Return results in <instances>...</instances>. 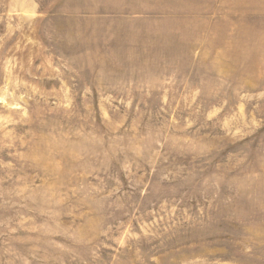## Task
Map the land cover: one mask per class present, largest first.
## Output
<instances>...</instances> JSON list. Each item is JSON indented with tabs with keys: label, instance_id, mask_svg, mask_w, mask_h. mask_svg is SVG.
I'll return each instance as SVG.
<instances>
[{
	"label": "rangeland",
	"instance_id": "1",
	"mask_svg": "<svg viewBox=\"0 0 264 264\" xmlns=\"http://www.w3.org/2000/svg\"><path fill=\"white\" fill-rule=\"evenodd\" d=\"M0 264H264V0H0Z\"/></svg>",
	"mask_w": 264,
	"mask_h": 264
}]
</instances>
